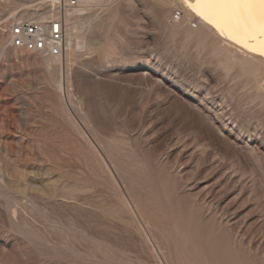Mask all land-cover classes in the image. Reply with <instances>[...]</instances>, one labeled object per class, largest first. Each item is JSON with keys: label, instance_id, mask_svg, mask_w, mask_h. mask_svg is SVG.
<instances>
[{"label": "rangeland", "instance_id": "obj_1", "mask_svg": "<svg viewBox=\"0 0 264 264\" xmlns=\"http://www.w3.org/2000/svg\"><path fill=\"white\" fill-rule=\"evenodd\" d=\"M37 1L0 0V264H264V60L182 0H83L60 58L12 48Z\"/></svg>", "mask_w": 264, "mask_h": 264}, {"label": "built area", "instance_id": "obj_2", "mask_svg": "<svg viewBox=\"0 0 264 264\" xmlns=\"http://www.w3.org/2000/svg\"><path fill=\"white\" fill-rule=\"evenodd\" d=\"M32 16L14 20L8 30L9 45L20 51L59 56L65 53L68 19L81 0H38ZM180 13H174L178 18Z\"/></svg>", "mask_w": 264, "mask_h": 264}, {"label": "bare ground", "instance_id": "obj_3", "mask_svg": "<svg viewBox=\"0 0 264 264\" xmlns=\"http://www.w3.org/2000/svg\"><path fill=\"white\" fill-rule=\"evenodd\" d=\"M182 4L190 15L222 40L264 60V22L259 17L252 19L238 10L210 11L200 6L197 0H182Z\"/></svg>", "mask_w": 264, "mask_h": 264}, {"label": "snow or ice", "instance_id": "obj_4", "mask_svg": "<svg viewBox=\"0 0 264 264\" xmlns=\"http://www.w3.org/2000/svg\"><path fill=\"white\" fill-rule=\"evenodd\" d=\"M197 3L210 11L238 10L243 15L252 19L259 17L264 22V0H197Z\"/></svg>", "mask_w": 264, "mask_h": 264}]
</instances>
